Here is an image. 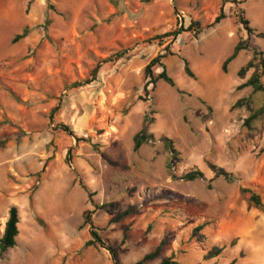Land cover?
Masks as SVG:
<instances>
[{"label":"rangeland","instance_id":"rangeland-1","mask_svg":"<svg viewBox=\"0 0 264 264\" xmlns=\"http://www.w3.org/2000/svg\"><path fill=\"white\" fill-rule=\"evenodd\" d=\"M223 6L226 19L216 24ZM240 9L264 34V0H0V140L9 139L0 147V238L13 207L21 220L17 246L0 264H114L106 250L85 249L88 211L102 238L119 248V264H136L162 241L160 258L146 264H264V213L250 210L240 193L252 188L264 197V124L249 135V112L233 110L252 94L239 87L254 71L238 74L253 49L222 70L248 39ZM193 22L200 33L152 41ZM25 29L29 35L14 43ZM250 41L264 54L263 39ZM164 55L176 87L161 81L147 94L146 68ZM99 64L94 83L74 87ZM146 117L154 139L135 152ZM162 138L179 154L171 170ZM212 167L238 182L216 179ZM196 171L204 179H184ZM204 223V237L191 239ZM214 246L225 250L206 260Z\"/></svg>","mask_w":264,"mask_h":264},{"label":"trees","instance_id":"trees-1","mask_svg":"<svg viewBox=\"0 0 264 264\" xmlns=\"http://www.w3.org/2000/svg\"><path fill=\"white\" fill-rule=\"evenodd\" d=\"M241 4V3H239ZM226 19V14L224 10V6L221 8L220 15L216 18L215 23L220 24L222 21ZM238 19L240 25L243 27L245 32L248 35L247 40H241L237 46L234 49L233 54L231 57H229L225 63L223 64L222 70L225 74L228 73V67L232 62H234L239 55L244 52L248 51L250 49H253V58L251 61L243 67L239 71V78L245 79L247 74L250 71H254L250 79L239 87V90H243L246 88L252 89V94L249 97L243 98L239 100L233 107V110H239V109H245L249 112L250 116L244 121L243 127L246 129L247 133L249 135H253L257 132V129L259 126H262L264 124V54L257 48L253 47L251 45L250 39L252 37H257L259 39L264 40V34L258 33V31L251 26V22L246 18L245 11L243 9H240L238 12ZM202 29L201 23L199 22H193L188 28H185V26H182L180 29L169 31L165 34L158 35L155 38L152 39L153 42H158L160 45H164L167 41H176L182 34L194 32V33H200ZM29 35V30L25 29V31L21 34L16 36L14 39V43H18L19 41L25 39ZM128 51H124L122 53H119L115 55L114 57H111L107 60L108 62H116L119 61L128 55ZM167 58V55L159 56L158 58L154 59L150 65L146 68V76L149 79L148 84L145 87L146 93L149 94V88L153 86V88L156 87V85L163 81L164 83L168 84L172 88L176 87V84L174 80L169 76L165 65L163 64V60ZM160 67L163 69V72L156 76L154 72V68ZM101 69V64H99L94 71L92 72L91 79L85 82L84 84H75V88H80L86 85H90L94 83L99 75ZM185 72L186 75L191 78L195 79V75L190 69L189 63L185 61ZM204 105H206L205 102H203ZM207 106V105H206ZM209 111L212 112V108L208 107ZM151 122L149 121V118L146 117L144 121V125L142 130L136 135L134 139V151L138 152L142 147L146 145H151L152 140L154 139V136L149 134V128H150ZM58 129L69 134L72 137H76L74 132L70 129L69 126L66 125H59ZM78 143L85 142L86 140L77 138ZM9 142V139L0 140V147L4 148L6 144ZM161 142L164 144V148L168 153V169L171 170L172 166L174 165L175 159L179 156L178 152L175 150L174 145L171 140L168 138H162ZM44 170L43 172L45 171ZM212 171L215 174V178H224L228 183L235 184L238 182V178L234 176V174L228 173L222 168L212 167ZM186 181L194 182L200 179H204V174L200 171L191 172L185 175L184 178ZM209 189H212L211 186L208 187ZM242 198L247 201L248 208L250 210H258L264 213V197L263 195L252 188H242L240 190ZM134 213V209H129L124 213H121L117 216L115 222L118 223L125 218L131 216ZM20 214L17 207H13L10 211L9 220L6 224V228L4 231L3 236L0 238V257H3L5 254L8 253V251L14 249L17 246V239L20 235L19 225H20ZM85 224L92 226L91 230V240H89L86 245L85 249L94 247V248H102L109 252L111 256V260L114 264H119L117 257L119 248L113 247L109 245L100 235V233L97 231L96 228L92 225V219H91V212H86L85 214ZM210 223H204L200 226H198L193 234L191 239H197V238H203L202 232L209 227ZM128 239V229L124 232V239L122 242V245H125L126 241ZM167 245L166 241H162V243L156 248V250L150 254H147L141 261L137 262L136 264H146L149 262L156 261L160 258L161 253L164 249V247ZM224 248H220L218 246H214L210 249H207L206 254V260H211L218 258L222 255L224 252ZM161 264H176V262L172 258L164 259Z\"/></svg>","mask_w":264,"mask_h":264}]
</instances>
